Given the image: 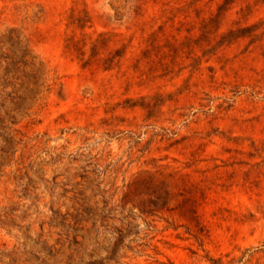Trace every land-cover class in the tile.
I'll return each mask as SVG.
<instances>
[{"label":"rangeland","instance_id":"obj_1","mask_svg":"<svg viewBox=\"0 0 264 264\" xmlns=\"http://www.w3.org/2000/svg\"><path fill=\"white\" fill-rule=\"evenodd\" d=\"M0 264H264V0H0Z\"/></svg>","mask_w":264,"mask_h":264}]
</instances>
